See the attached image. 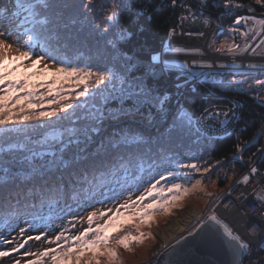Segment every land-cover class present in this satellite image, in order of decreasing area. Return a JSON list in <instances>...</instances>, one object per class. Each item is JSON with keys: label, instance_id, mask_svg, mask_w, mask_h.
Segmentation results:
<instances>
[{"label": "trees", "instance_id": "trees-1", "mask_svg": "<svg viewBox=\"0 0 264 264\" xmlns=\"http://www.w3.org/2000/svg\"><path fill=\"white\" fill-rule=\"evenodd\" d=\"M10 1L14 3V0ZM180 1L177 0V4L173 6L171 0H125L128 7L121 13L118 28L111 29L107 34L100 33L99 36L85 32L82 42H77L68 49V55L82 57L83 53L91 58L100 54L102 47L106 46L111 50L110 58L106 62L116 63L111 59L118 53L113 59L130 66L129 73L133 79H143L147 86L155 89L154 96L167 93V102L161 110L160 105L154 101L138 104L133 97L121 96L111 99L106 109L113 107L122 111L130 107L135 115L130 117L124 113L120 120L103 123V132L106 134L107 129V136L125 134V139L118 137L108 140L107 136H101L91 142L89 139L86 145L87 153L83 152V148L77 147L76 143H68L63 146L64 152L58 148L55 155L63 153L60 158L55 159L44 156V153L33 154L31 159L27 154V160L20 162L18 161L21 157H16V160H13L15 164L7 167L8 171H0V222L8 218L10 225L19 229L20 222L30 219L35 211L51 208L66 210L65 207L68 206L69 209L72 207L80 211L85 210L95 205L100 200V195L106 192L114 181L112 179L111 183L106 182L100 176L104 173L110 174L113 169H121L119 172L127 171L125 163H129L133 170L143 168L144 177L152 178L159 172L177 170L179 163L189 160L193 153L200 152V161H210L214 163L213 166L219 167L218 183L226 186L228 180L230 185L242 170L247 168L252 153H256V156L252 157L256 160L260 153L257 149L263 146L264 103H260L254 93L219 86L214 80L203 75L191 77L184 69L171 65L163 72L160 71L159 64L149 70L151 57L162 50L169 28L176 22V9ZM4 2L5 0H0L1 7L5 6ZM75 2L81 3L82 0ZM107 2L99 4L96 0L94 11L85 13L90 19L94 18L99 22L101 27L104 26V12L108 11ZM233 2L242 7L227 11L221 6L222 0H207L203 7L206 15L217 22L218 28L233 24L237 16L264 17V4H258L256 0ZM101 7L104 9L102 13ZM144 8L149 10L147 14L141 11ZM221 16L224 18L217 19ZM125 29L130 36L118 42L113 49L107 41L113 40L116 32ZM128 57L132 59L129 61ZM230 94L244 99L239 113L240 137L234 133L223 136L203 135L197 131L192 120L191 124L185 121L186 126L179 131L173 130L172 120L176 116H182L184 108L198 113L212 100H228L225 96ZM197 139H200L199 144L196 143ZM245 142L250 143L242 153L243 161H240L237 157L241 153L237 152L236 145L245 146ZM47 161L48 163H43ZM123 164L125 165L122 167ZM6 171L19 177L25 186H21L20 182L5 183L8 180ZM225 175L227 179L224 178ZM28 181L31 183H27ZM18 191L21 195L17 199ZM9 193L12 194L11 197Z\"/></svg>", "mask_w": 264, "mask_h": 264}, {"label": "snow or ice", "instance_id": "snow-or-ice-1", "mask_svg": "<svg viewBox=\"0 0 264 264\" xmlns=\"http://www.w3.org/2000/svg\"><path fill=\"white\" fill-rule=\"evenodd\" d=\"M258 4H264V0H256ZM173 6L177 4V0H171ZM201 9L200 14L203 15L204 0H200ZM221 6L231 11L232 8L239 9L242 5L234 4L233 0H222ZM128 7L125 0H110L107 15L104 17V26L97 22L94 18L90 19L85 13L92 12L95 9L94 0H82L81 3H76L75 0H14V10L9 7H0V25L7 24V27H0V133L7 135L11 131H20L21 124L30 121H51L53 118H60V113L67 114L70 110L75 112L80 107L81 97H88L91 94V89L95 88L99 91L100 85L107 87V83H111L116 74L111 69L104 67L103 69L95 67L88 63H83L78 59L67 55V51L77 42H82L84 33H95L97 36L100 33L107 34L111 29L119 27L121 13ZM184 10L188 12V16H181V25L191 17L195 22L199 17L188 6V3L182 5ZM84 9L85 11H81ZM104 11L101 7V13ZM147 14L148 9L141 10ZM251 11V9H249ZM100 13H96L99 15ZM223 16L217 17L222 19ZM246 19H255V17L237 16L233 24L239 25ZM204 25L210 24L209 19H204ZM257 23L264 25V20H258ZM219 27V26H218ZM234 29L230 26L229 31ZM176 29L173 28L169 35L175 36ZM181 35L199 36L203 37L202 31L185 32L183 28L180 29ZM247 35V33H245ZM15 36V39L9 43V40ZM130 36L127 30H122L115 33L113 40L107 41L109 45L115 48L118 42L126 40ZM37 48L39 51H37ZM239 48V45H230L227 47L228 53H233L234 49ZM217 52L223 51L224 46L215 49ZM168 51L176 53H186L196 51L199 49H191L187 47H168ZM254 51V50H253ZM18 55H12V53ZM52 62V69L50 70L48 64L45 63L43 70L38 71L39 65L45 60ZM132 58L128 57L130 61ZM29 62L25 66V62ZM195 63V61H193ZM161 65L160 71H167L170 65L167 61H162L160 56L153 55L149 70L151 71L157 65ZM187 67V63L181 65ZM43 77L44 82H38L40 77ZM234 83L243 88L246 81L236 80ZM261 84L260 81H256ZM264 87V84L261 85ZM135 87L139 89L138 92L132 93L136 97L137 103L143 101L155 102L159 104L161 110L167 102V93L153 95L155 89L147 86L143 79L137 81ZM179 87V85H177ZM231 87V85H229ZM43 88V91H39ZM47 102L49 109H44L42 106ZM238 105L234 104L231 109L220 110L209 113L205 110L208 116L213 119H218L222 114L225 119L221 123H227L228 118L236 116V109ZM185 121L191 124V117L187 114L176 116L172 120L173 130L179 131L185 127ZM211 127V125H209ZM96 128L91 131H96ZM7 142V141H5ZM69 143H73L70 139ZM250 142H245V146L237 144V152L241 153L237 158L243 161L242 153L246 151V145ZM88 136L85 135L83 145L77 143V147L83 148V152L87 153ZM260 152V158L253 160L252 157L256 153H252L249 157L250 163L247 165L249 174L237 181L239 184H248L251 177L258 174L264 178V173L260 172L257 164L264 163V149H257ZM88 161H84L87 163ZM220 162H217L219 164ZM181 169L193 170L196 173L204 174L212 170V165L202 167L197 163H180L177 165ZM87 171V168L85 169ZM80 175V173H77ZM5 175L8 180L5 183L20 182L21 186H25L20 178L13 175L12 172H7ZM235 175V173H233ZM172 171H167L161 174L159 179L155 182H149V186L144 188L135 199L129 197L120 203L115 213L110 216L103 225L92 227L96 212H91L87 216L88 227L81 231L78 235L65 237L64 232L61 231L55 236L54 240H49V243H56V248H48L39 254L25 251V256H37V259L27 260L26 264H42V257L51 255L54 264H101L106 261L107 264H117L119 256L116 246H122L125 250L130 249L133 243H140L146 238L145 233L139 231V225L147 224L148 218L157 214L168 213L169 209L187 196L190 189L181 185L180 183L171 182L167 187V192L170 195H165L164 186L160 185L161 180L167 181V178L173 177ZM227 179V175L224 177ZM27 183H31L28 181ZM215 184V181H213ZM202 187V181L197 180L192 185L193 189ZM34 191V189H33ZM229 194L232 189L230 188ZM264 192V189H261ZM253 192L256 189L253 188ZM155 193V195H153ZM11 197V193L8 194ZM21 192L16 193L18 199ZM243 196V193H240ZM257 198L264 204V195H258ZM218 199V198H217ZM145 200L150 202L145 203ZM120 209H124V213H131L135 217V221H129V226L117 222V217L122 216ZM112 212L109 208L106 211L100 212L99 215L104 217ZM208 221L214 222V230H223V236L227 238L226 246L229 248L232 256L231 264H240V261L248 255L250 244L244 240L238 233H236L227 223L218 219L213 213L207 217ZM205 222L204 217H198V223L203 229ZM75 225H73L74 227ZM36 225L29 223L28 231L34 229ZM135 230V234H134ZM26 229L20 228L19 235L23 237ZM151 235V233H148ZM189 235H199V233H189ZM45 236L44 232L35 237L28 235L23 243H19L16 247L11 248L10 251L0 250V258L10 257L12 253L18 252L19 249L24 248L30 240L35 239L40 241ZM207 238H202L205 240ZM13 240L4 238L2 243L12 244ZM63 241L62 243H60ZM14 264H20L19 260H15ZM264 264V261L258 262Z\"/></svg>", "mask_w": 264, "mask_h": 264}, {"label": "rangeland", "instance_id": "rangeland-1", "mask_svg": "<svg viewBox=\"0 0 264 264\" xmlns=\"http://www.w3.org/2000/svg\"><path fill=\"white\" fill-rule=\"evenodd\" d=\"M104 1H108L107 3L109 5L110 0H97L99 4ZM4 3V7L13 8L14 10L13 2H11L10 0H5ZM107 12H104V15H107ZM248 17H255V19H253L254 22H257L258 20H264L263 17L257 15H250ZM230 26L232 27V24H228L226 27L218 28L217 35L219 41H210L208 44L209 49L215 50L221 48L222 45L225 49L230 45H237L234 42L233 32L229 31ZM0 27H7V24L5 23L3 25H0ZM255 31L257 34L256 37H259L263 31V25L257 23ZM14 39L15 36H13L9 40V43H11ZM169 46L199 49L198 52L204 50L203 47L199 46L194 47L182 43L174 45L167 42V51ZM236 49L240 50L239 48ZM101 50L103 51L100 54H96L91 58L83 53L81 55L82 57H78L77 55L69 56L73 57L74 59H78L83 63H90L95 67L101 69L107 67L116 74V78L111 83H108L106 81V88L104 87V85H100L99 91H96L95 88H93L91 89L90 96L81 97V100L79 102L80 107L77 108L75 112H72L70 110L67 114L60 113V118H53L51 121L41 120L26 122L25 124H21L19 126L21 128L20 131H11L7 135L0 133V171L7 170L8 166L14 165L16 157H21V160H19L18 162L27 160L25 158V155L27 154H29V159L33 157V154L41 155L43 153L45 154L44 156L49 158L51 157L52 159L60 158L65 149L63 148V146H66L69 143L70 139L76 144H83L84 137L85 135H87L88 140L90 139L89 142H91L92 140L94 141L101 136L105 137L109 135V131H107V129L106 134L105 132H103V123L120 120V118L124 117V115L134 117L135 114L132 112L133 108H126V110H122V112L121 110H117L118 108L108 107L106 109L105 107H107V104H109V100L120 98L121 96L133 97L136 99V97L132 95V93H136L139 91V89L135 87V84L141 79H133L132 75H130L129 73L130 66H128L127 64H122L118 60L113 59V57H116L118 53H115V56H113L111 59L116 63H109L106 61H108L110 58L109 54L111 50L106 46H103ZM253 50L254 54L262 55V53H264V35L261 36L260 40ZM37 51H39L38 48ZM194 52L196 51L186 53ZM12 55H18V53L13 52ZM155 55L160 56L161 60H163L161 51ZM210 59L211 58H207L206 60L201 61H195V63H193V66L200 67V69L198 70H195L194 67L190 65L187 59H166L165 61H167L171 66L184 69L188 72V74H191L193 76L195 75V73H201L200 71L203 70L202 68L211 66L212 72L206 73L211 77L210 79L214 80V82L219 86L232 88L235 90L249 91L250 93L264 91V87L261 86L262 84H264V76H258L255 71L251 70H226L225 72H223L220 69L221 67L238 66L239 63L233 64L220 59L217 61L218 67H216L214 66L215 60L213 59L214 62H212V59ZM185 62L187 63V67H181V65L185 64ZM28 63L29 62L26 61L25 66H27ZM45 63L48 64L50 70L52 69V62L46 59L45 62L39 65L38 71L43 70ZM248 66L264 67V60L249 61ZM236 80L246 81L244 87H238L234 83V81ZM256 81H260L261 84H257ZM38 82H44L42 76L39 78ZM229 85H231V87H229ZM43 90V88L39 89V91ZM42 107L46 110L49 109V105L47 104V102H45ZM93 128H96L97 130L91 131V129ZM36 130L40 132H36ZM118 137L125 139L124 137H127V135H112L107 136L106 139L111 140ZM58 148L63 149V152L55 155L58 152ZM200 159H202L200 152H196L190 156L189 160L183 163H197L202 167L214 165V163L210 161L202 162L200 161ZM11 161H13V164L11 163ZM43 163H48V161ZM125 164H127L128 168V170L125 172H119L121 169H113L110 174L104 173L102 174V176H100V178L105 180L106 182L111 183L112 179H114V181L109 185L106 192L100 195V200L97 201L95 205L85 210L80 211L72 207L69 209L68 206L65 207L66 210L51 208L35 211L33 212V215L30 219L24 222H20L19 229H15L13 226H11L8 218L2 220V222H0V241H2L4 238L10 241L15 238V240L12 244H4L0 242V250L10 251L11 248L16 247L19 243H23L24 239H26L28 235L35 237L37 235H40L41 232H44L45 236L42 237L40 241H36L35 239L30 240L24 248L19 249L18 252L12 253L10 257L0 258V264H14L15 260H19L20 264H26L27 260L37 259V256H25V251L39 254L45 249L56 248V243H49L48 241L54 240L55 236L58 235L61 231L64 232L65 237L69 235H78L81 231L89 226L87 216L91 212L97 213L96 217L94 218L92 227L103 225L105 221L110 216H112L113 213H115L117 206L120 203H123L130 194L131 198L135 199L138 195H140L141 192H143L144 188L149 186V182H155V179H159L160 175L164 174V172H159V174L155 177H144L142 173L144 170L143 168H134L136 170H133L131 169L129 163ZM125 164H123L122 167ZM33 166L38 165L33 164ZM172 172L174 173V176L167 178V181L161 180L160 185H158L157 187L164 186L165 195H170L166 190L170 183H180L181 185L190 189L189 194L183 197L175 205H173L169 209L168 213L157 214L151 218H148L147 224L139 225V231L145 233L146 235V238L140 243H133L128 250H125L122 246L113 245L114 247H116L119 256L117 264H154V261L158 259V254L165 248L168 243L192 231L199 224L198 217L202 216L206 218L209 215L215 213V208L219 203L223 202L225 193H227L226 191L229 185V180L227 181L226 186H221L220 183H218L220 172L219 167L217 168L213 166L210 172L204 173L203 175L200 173H196L193 170L181 168H177V170H173ZM112 173L113 177H111ZM197 180L202 181V187L193 189L192 185L195 184ZM213 181H215V184H213ZM153 195H155V193H153ZM148 202L150 201L145 200V203ZM109 208L112 209V212H109L108 215L104 217H101L99 215L100 212L106 211ZM193 209L197 210L196 214L182 229L176 231L169 239L162 238L160 232L163 231L166 226L173 223L175 218L182 217L184 214ZM120 211L121 213H124V209H120ZM7 221H9V223ZM129 221H135V217H133L131 213H124L122 216L117 217V222L124 224L125 227L129 226ZM25 222L26 224L24 225ZM230 222L231 224H233L232 221ZM29 223L36 225V227L28 231L27 229ZM73 225L75 226L73 227ZM22 227L26 229L25 235L23 237L19 235L20 228ZM148 233H151V235H148ZM62 242L63 241H61L60 243ZM41 259L42 264H54L51 255L42 257ZM101 264H107V262L102 261Z\"/></svg>", "mask_w": 264, "mask_h": 264}, {"label": "built area", "instance_id": "built-area-1", "mask_svg": "<svg viewBox=\"0 0 264 264\" xmlns=\"http://www.w3.org/2000/svg\"><path fill=\"white\" fill-rule=\"evenodd\" d=\"M207 0H204V4ZM188 3V6L192 9L193 12L199 17L195 22L192 21L191 17L187 21L181 25L180 17L188 16V12L184 10L182 5ZM201 4L200 0H181L178 3L176 9V22L170 26L169 31L164 40L161 56L162 61L166 59H187L192 67L195 70H198L200 67L193 66V61H201L206 60L207 58H211L212 62H214V66H217L218 60H225L230 63H239L238 66H229V67H221L220 69L225 72L226 70H251L255 71L258 76H264V67H249L248 62L254 60H264V53L262 55L254 54L253 49L257 45L261 36L264 35V25L263 31L259 37H256L255 27L257 26V22H254L252 19H246L242 21V24L245 26L242 33H234V42L239 45V49H234L233 53L227 52V47L224 51L217 52L216 50H212L208 48V44L210 41L218 42L219 38L217 35L218 24L217 22L206 15L204 7H203V15L200 14ZM209 19L210 24L205 26L203 21L204 19ZM181 27L185 32L192 31H202L204 33L203 37H199L196 35L188 36L181 35L180 29ZM175 28L176 35L170 36V31ZM247 33V35H245ZM244 34V36H243ZM169 42L171 44H186L194 47H203V51L194 52V53H176V52H168L166 50V43ZM242 46L247 48L246 50H242ZM205 48L209 49L212 52L218 54V57L208 56ZM210 59V60H211ZM214 59V60H213ZM168 63V62H167ZM210 71L211 66L203 68ZM191 77L198 76V73L195 75L189 74ZM225 97L228 100H212L207 105H205L198 113H195L190 108H184L182 111V115L187 114L191 117V120L195 124L197 130L203 135L207 136H223L227 134L234 133L237 137L241 136L240 128H239V113H240V105L244 102V99L240 96L236 95H226ZM257 100L260 103H264V97H259ZM238 105L236 109V116L234 118H228L227 123H221L225 119V117L221 114L218 119H213L211 116H208L205 113L207 109L209 113L214 112L217 109L227 110L231 109L233 105ZM211 125V127H209ZM197 143H200V139H197ZM261 149H264V130H263V146ZM260 158V153H258L256 160ZM263 166L260 168V166ZM257 167L260 169L261 173H264V163L257 164ZM249 174V168H245L242 172L232 181V183L227 187V193H225L224 200L222 202V207L226 211H235V213L239 214L241 218L238 229L232 228L236 233H238L244 240L248 241L250 244L248 255H246L240 264H258V262L264 261V204L257 198L258 195H264V192L261 189H264V178H262L259 174L255 177H251L250 182L248 184H239L237 185V181L240 180L243 175ZM232 189L229 194V189ZM253 188L256 189V192H253ZM240 193L244 195L241 196ZM218 212V206L215 208V213ZM233 222H235L233 220Z\"/></svg>", "mask_w": 264, "mask_h": 264}, {"label": "water", "instance_id": "water-1", "mask_svg": "<svg viewBox=\"0 0 264 264\" xmlns=\"http://www.w3.org/2000/svg\"><path fill=\"white\" fill-rule=\"evenodd\" d=\"M221 204H218V212L214 214L234 228L227 218V211L221 208ZM213 226L214 222L208 221L206 217L202 230L199 223L192 231L172 240L160 251L154 264H231L232 256L226 246L227 238L223 236L222 229L217 232ZM189 233H199V235H189ZM202 238L207 239L202 240Z\"/></svg>", "mask_w": 264, "mask_h": 264}, {"label": "bare ground", "instance_id": "bare-ground-1", "mask_svg": "<svg viewBox=\"0 0 264 264\" xmlns=\"http://www.w3.org/2000/svg\"><path fill=\"white\" fill-rule=\"evenodd\" d=\"M206 52L208 53V56L211 57H218V54L215 52L210 51L209 49L205 48ZM223 210H225L223 207H221ZM197 210L193 209L189 211L188 213L184 214L182 217L175 218L173 223L170 225L166 226L163 231H161V236L162 238H170L176 231L182 229L196 214ZM227 218L232 221L234 228L238 229L241 218L239 217L238 213H235V211H227L226 213ZM233 220L235 222H233Z\"/></svg>", "mask_w": 264, "mask_h": 264}, {"label": "crops", "instance_id": "crops-1", "mask_svg": "<svg viewBox=\"0 0 264 264\" xmlns=\"http://www.w3.org/2000/svg\"><path fill=\"white\" fill-rule=\"evenodd\" d=\"M264 19V17H263ZM232 28L234 29L232 32H236V33H242L243 32V29H245V26L241 25V26H235L233 25ZM244 36V34H243ZM242 50H246L247 48H245L244 46L241 47ZM202 72V71H200ZM203 77H206V78H211L207 73H203ZM256 98H259V97H264V91H258V92H254Z\"/></svg>", "mask_w": 264, "mask_h": 264}]
</instances>
